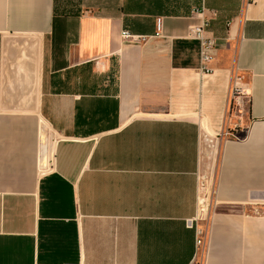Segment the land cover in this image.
<instances>
[{
  "label": "crops",
  "instance_id": "0c3cea01",
  "mask_svg": "<svg viewBox=\"0 0 264 264\" xmlns=\"http://www.w3.org/2000/svg\"><path fill=\"white\" fill-rule=\"evenodd\" d=\"M201 254L264 264V0H0V264Z\"/></svg>",
  "mask_w": 264,
  "mask_h": 264
},
{
  "label": "built area",
  "instance_id": "2783aa9c",
  "mask_svg": "<svg viewBox=\"0 0 264 264\" xmlns=\"http://www.w3.org/2000/svg\"><path fill=\"white\" fill-rule=\"evenodd\" d=\"M195 14H200L202 12H204V7L202 8H197L193 11ZM209 24L208 22L204 21L201 23V25L193 27L191 29V34L193 37H195L196 39H198L201 43V47H202V62L204 65H206L208 62H210L213 59V51L216 48V43L215 40L212 38H209L206 35V29L208 28ZM123 37L126 39L132 38L128 32H124ZM245 92L244 90H241L238 85L236 84V82L234 83V86L232 87V102L231 105H233L234 101L239 105L240 104V100H242V98L245 96ZM225 136H228V133L225 134ZM201 207H202V214H201V219L203 218H207V213L209 211V207L210 205L207 203H205V199H202L200 201ZM206 244V237L203 234H200V237L197 239L196 241V246L199 248L201 246H205ZM205 257V254H201L200 255V259L193 263V264H204L203 263V259Z\"/></svg>",
  "mask_w": 264,
  "mask_h": 264
},
{
  "label": "rangeland",
  "instance_id": "374dc122",
  "mask_svg": "<svg viewBox=\"0 0 264 264\" xmlns=\"http://www.w3.org/2000/svg\"><path fill=\"white\" fill-rule=\"evenodd\" d=\"M189 1L192 2V0H189ZM200 3H201V5H203L204 4V0H200ZM182 8H183V11H187V9H189L191 7L190 6H186V7H182ZM210 196H211V190L208 191V194H206V197L204 198L205 199V203L206 204L208 203L209 205H210ZM207 215H209V214L207 213ZM204 224H205V222H204Z\"/></svg>",
  "mask_w": 264,
  "mask_h": 264
}]
</instances>
